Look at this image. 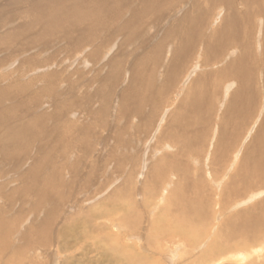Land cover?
Instances as JSON below:
<instances>
[{"label":"bare ground","instance_id":"1","mask_svg":"<svg viewBox=\"0 0 264 264\" xmlns=\"http://www.w3.org/2000/svg\"><path fill=\"white\" fill-rule=\"evenodd\" d=\"M262 2V0H9L8 6L14 10L20 6V15L26 16V21H23L24 25L14 27L11 31H7L6 35H1L2 42L0 43H6V41L10 43L13 38H18L26 33L31 38L28 42L30 48L32 45L43 41L46 43L48 39L53 38L67 40L69 42L68 51L78 52L85 49L84 51L88 52L84 54L92 65L101 63L99 66L103 69L105 62L110 64L105 81L111 85L112 93H103L102 90L106 88V85H102L100 92H97L96 95L92 94L95 97L102 92L103 101L108 103L114 99L120 82L126 81L128 77V82H125L127 85L121 90L122 93H119L121 95L116 96L118 103L120 100L123 103L117 120L124 119L126 121L121 128L128 132L125 130L123 135L122 129L116 130L114 144L111 146L112 152L107 161L115 162L116 170H124L129 155L125 156L122 152L130 151L135 145H125L129 141L126 142L123 136L129 133L128 124L132 123L135 118H139L138 122H140L136 126V131L143 130L146 138L154 135L157 131L158 142L154 149H158L157 145L161 146L160 148L168 145L172 147V152H164L157 156L158 159L153 165L149 180H153L159 186L167 174L169 177L171 172H176L177 179L174 178V180L177 181H174L175 188L170 193L175 196L183 185L186 194L176 195V207L180 211L181 215H179L183 225L188 226L189 224L194 227L195 222L198 223L202 219L191 220V213L202 212L206 210L208 204L210 205L206 200L208 196L201 195L200 190L206 188L207 184L215 183L213 176L217 174L218 178L220 171L223 173L219 183L216 182L218 185H221L220 183L226 179V174L229 173L231 166L235 167L234 172L229 176V184L225 187L227 188L226 192L233 197L243 195L246 197L247 195L249 201L255 199L256 195L258 197L259 192L251 193L250 191L248 193V191L258 188V183L264 180V7H260ZM5 9V5L1 6V12H9ZM18 17L11 23L22 22V20H16ZM212 21L217 22L218 25ZM6 22L7 20L3 19L0 28H5ZM211 23L217 26L210 28ZM162 30L166 39L158 40L157 38L158 41L153 44L152 40L158 37ZM123 34L127 37L123 39L124 42L135 39L137 36L143 38L144 41L150 38L142 43V47L149 46V49L138 59L136 65L134 62L135 66L130 68L128 74L126 66L129 60L127 56L122 58L117 55V52L113 53L123 46L117 41ZM104 46H107L110 56L107 61L105 59L101 62V57L107 52L102 51ZM199 54L202 57L201 61H197ZM35 56L36 54L30 57V60L29 58L24 60L22 65L24 72L29 73L33 69L27 62H34V59L37 58ZM54 56L51 61L56 59L57 56ZM257 59H261L263 68L261 71ZM45 63L39 65H45ZM39 65L36 69L40 70L42 67ZM57 67L49 65V69H53V71L42 75L39 74L40 72L31 73L32 80L27 84L17 82L10 87H0L1 99L16 97L21 100L18 102L19 104L11 105L0 111V145L3 153L10 158L9 161L13 162L15 167H19L22 160L20 155L18 162L14 158L18 157L19 153L31 154L35 144L39 143L38 151L34 152L36 155L39 153L37 156L34 155L35 158L37 157L34 164L36 166L26 170V177L31 176V178H27L21 187L19 184L23 182L19 181L17 186L9 189L5 199L14 205L17 201L14 196L15 191L22 192L21 195H29L34 191L37 201L32 204V208L36 207L34 210L37 212L41 209L44 201L46 203L53 202L51 208L46 210L48 218L43 224L45 226L39 229V232L36 231L37 228L31 226L21 234L20 241L24 240L26 243L23 248L15 247L17 248L15 253L19 256H23V252L32 249L31 246L35 248L37 244L44 245L50 240L51 234L46 231L50 226H53L55 210L59 209L55 199L51 196L64 189L66 168L63 162L64 159L69 158V147L61 155V161H53L54 151L57 148H66L68 143L75 145L81 142L85 143L86 149L89 151L93 149L88 141V131L86 130L83 131L82 136L78 135L74 142H71V139L68 138L69 133L76 134L73 123V128L70 129L69 121L62 120L65 116H69V110H72V105L75 102H81L84 100L83 98L90 99L91 94L77 96L68 102L57 101L60 94H56L54 96L57 98H55L57 106L55 105L52 112L45 115L32 114L31 109H35V107L31 108L33 106L31 104L34 106L37 104L36 107H40L44 102L43 95H48V91H55L57 83L68 82L65 86L68 87L69 92V83L72 87H76L74 82H79L80 78H84L82 73L78 80L72 81L73 77L65 76L61 73L62 70H55L54 68ZM193 67L200 68L202 72L191 75V80L183 88L182 96L180 95L178 98L175 111L171 112L170 117L165 118L167 122L164 120L165 116L162 118L163 124L159 122L162 128L157 130L159 117L162 113L167 114L170 110L167 108L163 112L167 102L166 96L178 84V81L187 78L186 74H190ZM41 70L45 71V68ZM159 78L163 81L155 89L153 82L156 80L157 83ZM44 81L48 82L32 89L34 85L44 83ZM182 83L184 82L182 81ZM127 88L130 89V92L126 91ZM42 90L45 92L42 93ZM107 110L104 106L100 111L99 121L102 125L107 124ZM26 112L31 115L30 120H21L18 115L23 118V114L26 115ZM46 118L53 119V122L42 126ZM214 126L217 129L216 140L214 139L215 141L212 142V150L207 156H203L201 151L203 150L205 153L206 145L210 146L211 135L209 133ZM41 137L47 139L49 145L46 148L48 151L44 149L41 142H37L36 138L41 139ZM247 138L249 141L246 140ZM184 157L187 159H183ZM192 160L198 163V167H193L194 169L191 170L188 166L191 165ZM207 161L208 165L205 164ZM92 167L94 166L92 165ZM213 171L214 174H212ZM186 172L195 179L199 178L201 184L198 180L193 182L194 179L184 174ZM93 173H95V168H91L89 176H92ZM89 176L87 178L91 179ZM1 178L3 177L0 172ZM111 181L113 178H110L107 183L109 184ZM7 185L1 181L0 192ZM102 188H106V186L103 185ZM226 192L222 193L224 197ZM116 194L114 191L112 196ZM258 203L251 206L250 209L245 207L248 208L247 211L236 212L235 215L238 216L235 218L236 220L234 219L235 215L232 214L233 216L228 219V224L222 223L220 230L228 232L227 235L232 229L233 233L240 232L243 235L249 232L256 234L260 230H264V214L257 215L253 212L264 205V202ZM7 210L3 208V212H0V250L9 245L11 236L15 232V224L21 226V222H23L18 221L22 215L16 219L7 218ZM137 216L136 212L133 215L128 214L125 219L132 221V218ZM25 249L27 250L25 251ZM24 260L22 261L24 262ZM9 262H11V258Z\"/></svg>","mask_w":264,"mask_h":264},{"label":"rangeland","instance_id":"2","mask_svg":"<svg viewBox=\"0 0 264 264\" xmlns=\"http://www.w3.org/2000/svg\"><path fill=\"white\" fill-rule=\"evenodd\" d=\"M262 1L260 7H264V0ZM8 3L9 0L0 1V23L3 19L7 20L5 23L6 27L0 28V36L6 35V32L11 31L14 27L24 25L23 21H26V16L20 15V6L14 10V8L8 6ZM4 5L6 6L5 10H9V12H1V6ZM16 17H18L16 20H22V22L11 23ZM214 23L210 24V28H215L214 26L218 25L217 22L215 23L217 25ZM8 28L11 29L8 30ZM163 30L158 37L152 40L153 44L158 40L166 39ZM29 37L30 35L25 33L18 38H13V41L10 43L8 41H6V43H0V87H10L13 83L17 84V82L27 84L32 80L31 78L33 76L30 75L31 73L40 72L39 74L42 75L51 70L53 71V69H49V65H53V67L58 66L54 69L58 71L62 70L63 72L61 73L65 76L69 75L73 77L72 81L78 80V78H80L79 75L83 73L84 78H80L79 82H74L76 87H72L69 83V92L68 87L65 86V84L68 83L66 81V83H57L55 85V91H48V95L44 96L42 93H44L45 90H42L41 94L43 95L44 102L40 106L41 108L36 107L37 104H35V106L31 104L33 105L31 108L35 107V109L31 110L32 114L35 115H45L48 112H52L56 105V97L54 96L56 94H60V96L57 97L58 99L56 98L57 101L67 102L77 96L91 94L90 99L82 97L84 100L75 102L72 105V110H69V116H65L62 120L69 121L70 129L73 128V123L76 134L69 133L68 138L71 139V142H74L78 135L82 136L84 134L83 131L86 130L88 131V141L91 143L93 149L89 151V149H86L87 146L85 143L81 142L78 143L79 145H71L68 143L66 148L61 147L54 151L53 161H61V155L65 150L67 151L69 147V158L64 159L63 162L66 168L63 186L65 190L62 189L63 191H57L51 196V198L55 199L59 208L55 210L56 214L53 226H50L46 231V233L51 234V237L47 244L43 245L39 243L35 248L31 246L32 249L28 251L25 249L26 252H23L25 256H19L15 253L17 251L15 247L19 246L23 248L26 243L24 240L20 241L21 234L31 226L37 228L36 231L39 232V229L45 226L43 224L46 223V219L48 218V211L46 210L51 208L50 206L53 202L46 203L44 201L40 207L41 209L37 212L34 210L36 207L32 208V204L37 201L34 191L29 195H21L22 192L15 191L14 196L17 198V201L14 205L10 204L8 199H5L7 198V193L10 191L9 189L17 186V184L20 183L19 181L23 182L19 184L21 187L27 178H31L29 175V177H26V170L33 169L36 166L34 164L37 161V157L35 158L34 155H36L35 153L38 151L39 143L35 144L34 151H32L31 154L19 153L18 157L14 158V160L18 162L20 155L22 160L19 167H15L14 163L9 161L10 158L3 153L0 145V172L3 177L0 179V182L3 181V183L8 184L7 187L0 192V212H3V208L5 210L8 208L6 212L8 213V215L6 214L7 218L16 219L19 215H22L18 221H23L21 222V226L20 224H15V232H13L14 234L11 236L9 245L7 248H2L0 250V264H264V230H260L256 234L249 232L244 235L240 232L233 233V229L230 231L229 235H227L228 232L220 230L222 223L227 225L228 219L235 215L236 212L238 213L239 211V213H241L245 210L247 211L248 208H252L251 206L255 203L264 202V180L258 183V188L248 191V193L250 191L251 193L259 192L258 197L256 195L255 199L249 201L247 195L246 197L244 195L233 197L230 193L226 192L227 188L225 187L229 184V176L232 175L235 167L231 166L232 169H229V175L226 174V179L220 183L221 185H218L216 182L219 183L221 174L223 173V171H220L218 178L217 174L213 176L215 183L209 179L212 183L209 185L207 184L206 188L204 187L200 190L201 195L208 196H206V200L210 205L207 203L208 206L206 210L202 212L198 211L199 213H191V220L194 218L202 220L198 221V223L195 222L196 225L194 227L189 226V224L188 226H184L180 211L177 210L176 207V195H185V188L182 187L183 185H180L183 191L180 189V192L175 196H173V193H170L172 189L175 188L173 183L177 181L174 180V178L177 179L175 176L176 172H169L171 175L169 174L168 177L167 174V177L165 176V179L161 181L162 184L159 183V186L156 185L153 180H149L153 165L158 159L157 156H160L159 154L161 153L164 154V152H172V147L168 145L163 147L164 149L157 145L158 149H154L156 148V142H158V136H156L157 131H155L156 133H154V135L146 138L143 130L136 131V126L140 124V122H138L139 118H135V121L132 120V123L130 122V124H128L129 133L123 136L126 142L129 141L128 144L125 145H135H133L134 148L130 151L124 150L122 152L125 156L129 155L124 170H121L122 172L116 170V163L107 161L112 152L111 146L114 144V134L116 130L120 131L123 128L122 126L126 123L124 119L121 121L117 120L123 103L121 100L118 103L116 96H120L121 94L119 93L127 85L125 84L126 81L128 82L127 75V80L120 82V86L117 88L116 95L114 94L112 102H105L102 99V92L112 93L111 85L105 81V75H107L110 65L108 62H105L103 69L99 66L101 63L92 65L84 54L88 51H84L85 49H81L78 52L68 51L69 42L63 39H48L46 43L43 41L34 46L32 45L31 48L33 49H31L28 43L31 40ZM125 37V34L120 35V39L117 41L123 46L118 48V51H113V53L117 52V55L122 58L127 56L129 60L126 66L128 67V74L130 68L132 66L134 67L138 59L149 49V46L145 48L142 47V43L150 40V38L144 41L143 38L137 36L135 39L124 42L123 39H125ZM157 38L158 40H156ZM0 42L2 41L0 40ZM106 47L107 46L102 47V51H107V57L106 54H104L100 59L101 62L105 61V59L106 61L109 59L110 51H108ZM34 54H36L35 57H37L34 59L35 61L31 63L27 62L33 69L29 73L24 72V67L22 66L24 60L26 58L30 60V57L34 56ZM54 55L57 57L51 61V58L55 57ZM201 58L199 54L197 61H201ZM257 61L261 71L263 69L261 59H257ZM41 63H45V65H39ZM37 65L41 66V69L45 68V71L39 70V68L36 69ZM199 72H202L200 68L193 67L192 72L190 74L188 73L189 75L186 74L187 78L178 81V84L166 96L167 102L165 100L166 105H164L165 109L163 112L167 108H170V110L167 114L162 113L159 117L157 121L158 126H156L157 130L158 128H162L160 127L162 118L165 116V120L166 117L171 116V112L175 111L178 98L182 94L185 84L191 80V75ZM161 78L158 79L157 83L156 80L153 82L155 89L162 83L163 80ZM182 81L184 83H182ZM45 82L47 83L48 81L34 85L32 89L38 88L39 85H45ZM102 85H106L107 89H103L101 93L93 97L92 94L96 95L97 92L101 91ZM126 91L130 92V89L127 88ZM4 99L0 98V111L21 101L16 97H6V99ZM104 106L108 109L106 125H102L99 121L100 111L103 110ZM220 109L219 110L222 111V108ZM23 116L24 117L21 118L18 115L21 120H30L31 115L28 112H26V115L23 114ZM52 122L53 119L46 118L42 126L51 124ZM165 122H167V120H165ZM125 130L126 129H122L123 135ZM126 131L128 132V130ZM216 132L217 129H215L214 126L209 133L211 135V140L209 141L210 146L206 145L205 153L203 150L201 151L203 156H207L209 151L212 150V142L216 140L215 137L217 136ZM38 139L40 138H36L37 142H41L45 147L44 149L48 151L46 148L49 145L47 139L43 137H41L40 140ZM246 140L249 141V138ZM117 154H120V152H117ZM152 154L156 155L152 157ZM183 159L187 158L184 157ZM194 161L195 160H192L191 165L188 166L191 170L194 169L193 167H198V163ZM205 164L208 165V161ZM230 164L231 161L229 162V165ZM55 165H57V163H55ZM92 165L94 167H92ZM91 168H95V173L89 176ZM184 174L194 179L193 182L198 180L201 184L199 178L195 179L187 172ZM212 174H214V171ZM88 176L91 179H88ZM110 178H113V181L108 184L107 181ZM12 180H14V182H12ZM103 185H105L106 188H102ZM100 187L102 189H99ZM114 191H116L117 194L112 196ZM225 192L226 194L224 195L227 198L222 194ZM189 198L192 199L190 196ZM178 199L180 200L179 196ZM2 203L3 205L1 206ZM96 207H98V209H96ZM88 211L89 213H87ZM255 211H257V213H255ZM136 212L138 216L132 218V221L125 219V216H128V214L133 215V213ZM253 212L257 215L264 214V205L259 210L255 209ZM237 217L238 216L235 215L234 219ZM237 233L241 235L239 236ZM231 238L234 239L232 240ZM36 242L38 241L36 240ZM10 258L11 262H9ZM21 258H26V260ZM22 260H24V262Z\"/></svg>","mask_w":264,"mask_h":264}]
</instances>
